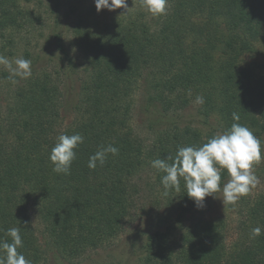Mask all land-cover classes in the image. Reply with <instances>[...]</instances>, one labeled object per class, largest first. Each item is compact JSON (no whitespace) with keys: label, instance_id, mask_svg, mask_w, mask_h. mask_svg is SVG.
I'll list each match as a JSON object with an SVG mask.
<instances>
[{"label":"trees","instance_id":"trees-1","mask_svg":"<svg viewBox=\"0 0 264 264\" xmlns=\"http://www.w3.org/2000/svg\"><path fill=\"white\" fill-rule=\"evenodd\" d=\"M19 1L0 0V38L12 40V33L32 23V13ZM119 10L108 16L94 5L75 21L86 67L71 125L61 124L64 93L46 71L33 69L6 109L0 107V239L10 241L7 230L19 228L23 247L18 251L32 264L44 253L33 213L61 254L81 256L121 232L136 206L141 172L150 167L163 186L165 173L151 166L153 160L174 158L179 147H199L219 134L182 121L180 112L197 97L204 101L199 121L208 124L218 115L223 133L235 112L263 145L264 66H243L240 60L264 44V0H168L156 23L144 12ZM143 78L149 82L147 109L167 119L151 142L131 122ZM76 133L84 142L75 150L70 174L54 172L51 149L61 134ZM109 144L118 154L109 153L103 165L90 169L89 157ZM221 176L222 185L230 179L226 169ZM167 193L176 197L173 215L146 235L137 253L140 264H264V192L242 210L238 236L230 243L226 219L200 215L215 196L198 207L182 178L179 192ZM256 227L262 231L253 237Z\"/></svg>","mask_w":264,"mask_h":264},{"label":"rangeland","instance_id":"rangeland-1","mask_svg":"<svg viewBox=\"0 0 264 264\" xmlns=\"http://www.w3.org/2000/svg\"><path fill=\"white\" fill-rule=\"evenodd\" d=\"M20 5L29 10L32 15V23L22 28L14 35L0 38V55L14 61L23 57L31 61V67L38 71H46L60 83L63 90L64 107L61 109V124L71 125L76 117L73 109L78 103L81 91V81L85 76V63L82 52L76 45L73 28L78 15L91 10L95 5L94 0H20ZM129 14L144 12L152 22H157V16H153L142 6V0H128ZM108 16L120 13L119 8L109 10L104 8L101 12H107ZM118 13V14H119ZM61 46L65 52L61 51ZM259 51L255 54L241 55L243 66H264V44L258 43ZM74 62L68 65V56ZM15 66V65H13ZM15 80L16 82H13ZM21 78L11 77L9 71L0 65V107L6 109L11 101L15 89L21 83ZM24 80V79H23ZM148 79L143 78L138 82L134 93V107L132 110V125L135 131L146 141L154 140L160 130L167 125V119L160 118L153 107L147 109ZM201 103L195 99L191 105L180 112L182 121L194 123L203 129L215 128L221 133V121L218 115L210 118L208 124L199 121ZM177 115H170L173 119ZM264 155V141L262 145ZM254 172L258 178V184L251 192L241 197L235 204L222 203V193L210 200L204 208L201 217L206 219L224 218L228 222V240L233 242L239 233L241 212L248 203L264 192V160L254 166ZM139 186V194L136 206L123 221L121 232L113 238L103 242L96 248H89L83 255L76 258H67L52 245L47 235L45 225L40 217L33 213V224L41 246L44 250L43 259L39 264H116L118 261L129 264H140L137 257L138 251L146 235L155 228H162L166 220L173 215V204L176 197L165 193L155 176L154 171L148 167L136 179Z\"/></svg>","mask_w":264,"mask_h":264},{"label":"clouds","instance_id":"clouds-1","mask_svg":"<svg viewBox=\"0 0 264 264\" xmlns=\"http://www.w3.org/2000/svg\"><path fill=\"white\" fill-rule=\"evenodd\" d=\"M97 11L107 8L115 10H129L128 0H94ZM168 0H142V6L153 16L166 14ZM0 65H3L11 77L28 79L32 75L31 61L23 57L14 61L0 55ZM15 65V66H13ZM13 82H16L13 80ZM202 97H197V103H203ZM232 123L227 131L213 135L203 145L182 146L177 149L175 157L155 159L151 166L165 173L161 177V184L165 189L180 190L181 178L186 187L187 195L194 200L198 207L204 206L208 196L222 193V203L235 204L241 197L248 195L258 184L254 166L264 160L262 155V141L251 129L239 123L240 116L232 114ZM84 142L79 134H61L57 143L51 149L49 160L56 173L70 174L72 162L76 159V149ZM119 149L111 144L101 147L89 157L88 167L95 169L97 163H105L107 155L118 154ZM171 161V163H169ZM227 170L230 179L222 185V170ZM261 228L252 229V236L261 234ZM9 240L0 239V264H32L25 255L18 251L23 247L20 229L13 227L7 230Z\"/></svg>","mask_w":264,"mask_h":264}]
</instances>
